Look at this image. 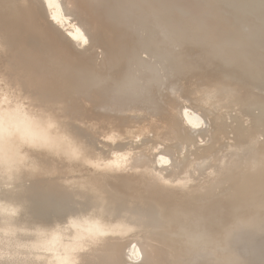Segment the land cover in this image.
<instances>
[{
	"label": "bare ground",
	"instance_id": "6f19581e",
	"mask_svg": "<svg viewBox=\"0 0 264 264\" xmlns=\"http://www.w3.org/2000/svg\"><path fill=\"white\" fill-rule=\"evenodd\" d=\"M134 252L264 264V0H0V264Z\"/></svg>",
	"mask_w": 264,
	"mask_h": 264
},
{
	"label": "rangeland",
	"instance_id": "374dc122",
	"mask_svg": "<svg viewBox=\"0 0 264 264\" xmlns=\"http://www.w3.org/2000/svg\"><path fill=\"white\" fill-rule=\"evenodd\" d=\"M62 2H66V0H61ZM77 14L75 13H73V16H70L72 19L71 20H73L74 19V22L76 23H78V19L76 18L77 16H76ZM81 22V21H80ZM71 24H74L73 22H71V23H69V26L71 25ZM69 26H67V27H69ZM54 30V29H53ZM100 60V59H99ZM188 105V104H187ZM189 106V105H188ZM192 108V114H193V112H194V116H196L198 119H201V123H206V124H203V125H199L198 126V128L197 129H199V128H201L202 127V129H199L200 130V132L198 131V130H194V129H192L191 128V126H189L190 128H191V130L192 131H195L196 132V136H197V142L199 143V144H203L204 142H205V136H206V132L205 131H207V133L210 131V125H209V123L205 120V114H204V112L202 111V110H200V109H198V111L196 110L197 108L196 107H191ZM194 108H196L195 110H194ZM194 110V111H193ZM196 111V112H195ZM201 114V115H200ZM202 116V117H201ZM205 117V118H204ZM202 119H203V121H202ZM208 123V124H207ZM206 125H208V126H206ZM204 126V127H203ZM205 127H207L208 129L206 130V128ZM205 128V129H204ZM202 130V131H201ZM205 130V131H204ZM199 133V134H198ZM201 133H202V137H200V135H201ZM204 133V134H203ZM199 136H198V135ZM200 138V139H199ZM202 138V139H201ZM199 140V141H198ZM204 140V141H203ZM202 142V143H201ZM154 153L157 155L156 156V159L158 160V162H159V160L163 157V158H166L167 159V163H164V165L166 164H168L170 161L172 162L173 160H171V158L170 157H172V156H169V155H167L166 153L164 154L163 152H165V150H164V148H163V145H159V146H157V148H154ZM163 154V155H162ZM166 157H165V156ZM161 157V158H160ZM170 158V160H169V158ZM174 158V157H173ZM169 161V162H168ZM170 162V163H171ZM160 163V162H159ZM160 164H161V166H160ZM160 164H158V168H159V170L160 171H162V172H165L164 170H166V169H168V166L170 165V164H168L167 165V168H166V165L164 166L162 163H160ZM162 166H163V168H162ZM161 168V169H160ZM165 168V169H164ZM135 246V245H134ZM135 248V247H134ZM136 250V249H135ZM136 256H135V255ZM133 261L131 262V263H133V264H139L140 262H141V259H142V257H140V255H139V253L138 252H134L133 254ZM138 255V256H137ZM135 259V260H134Z\"/></svg>",
	"mask_w": 264,
	"mask_h": 264
},
{
	"label": "clouds",
	"instance_id": "9594fccd",
	"mask_svg": "<svg viewBox=\"0 0 264 264\" xmlns=\"http://www.w3.org/2000/svg\"><path fill=\"white\" fill-rule=\"evenodd\" d=\"M37 179H47V177H38Z\"/></svg>",
	"mask_w": 264,
	"mask_h": 264
}]
</instances>
